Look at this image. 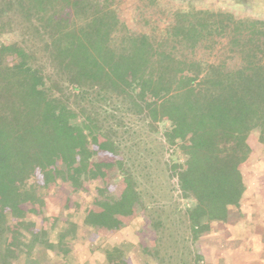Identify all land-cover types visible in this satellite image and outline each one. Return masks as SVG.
Returning <instances> with one entry per match:
<instances>
[{
    "label": "rangeland",
    "instance_id": "obj_1",
    "mask_svg": "<svg viewBox=\"0 0 264 264\" xmlns=\"http://www.w3.org/2000/svg\"><path fill=\"white\" fill-rule=\"evenodd\" d=\"M73 1L53 3L54 9L41 20H34L32 13L24 29L19 28L18 10L11 11L0 33V47L27 45L31 64L46 65L44 71L54 73L59 67L56 62L50 65L52 54L45 43L59 30L85 25L80 14L90 15L99 4L115 11L131 33L149 37L161 51L234 70L243 60L228 36L207 34L188 42L174 36V27L183 15L194 20L199 11L264 22V0H78V6ZM37 32L42 34L32 40ZM20 62L12 56L2 60L5 66ZM116 102L121 106L116 112L104 107L114 114L106 121L101 105L95 104L102 131L110 129L111 140L90 136L73 112L64 121L37 123L32 134L2 133L0 264H207L198 240L220 236L227 224L224 230L216 226L220 221L210 222L207 230H193L189 215L196 199L181 186L187 157L181 143L174 144L171 122H152L128 101ZM248 144L264 162L260 130L250 134ZM253 164L247 159L239 167L246 189L256 183ZM244 194L239 205L228 207L225 221L249 220L256 214L250 211L253 196L244 199Z\"/></svg>",
    "mask_w": 264,
    "mask_h": 264
},
{
    "label": "trees",
    "instance_id": "obj_2",
    "mask_svg": "<svg viewBox=\"0 0 264 264\" xmlns=\"http://www.w3.org/2000/svg\"><path fill=\"white\" fill-rule=\"evenodd\" d=\"M69 1L0 0V33L13 10L20 13L19 28L24 29L32 13L34 20H41L54 9L53 3ZM88 14H80L85 25L59 30L45 43L52 54L50 65L56 62L59 67L54 73H46V65L31 64L27 45L0 47V143L7 130L32 134L37 123L64 121L72 112L85 122L90 136L111 140L112 131H102L95 104L101 105L106 121L114 114L105 108L116 112L121 108L116 101H128L152 122H171L174 144L181 143L187 157L181 186L196 199L189 215L193 230L224 221L228 207L239 205L246 192L239 167L252 153L248 138L260 130L264 139V22L204 11L193 14L194 20L183 15L185 21H178L174 36L181 40L195 42L211 34L236 42L243 61L228 70L161 51L149 37L131 33L115 11L103 5ZM40 34L34 33L32 40ZM5 56L21 62L5 66Z\"/></svg>",
    "mask_w": 264,
    "mask_h": 264
},
{
    "label": "crops",
    "instance_id": "obj_3",
    "mask_svg": "<svg viewBox=\"0 0 264 264\" xmlns=\"http://www.w3.org/2000/svg\"><path fill=\"white\" fill-rule=\"evenodd\" d=\"M250 160L254 162L253 171L257 175L256 183L249 187L250 191L246 189L245 197L253 196L252 203L250 202V211L257 214L249 219L240 221L236 219L235 222L229 218L218 223V227L224 230L225 224L227 229L220 232L221 235L212 237L211 234L202 236L198 240L200 244L199 253L205 258L207 264H264V162L258 160V154L253 146ZM256 158V160H254ZM264 161V159H263ZM263 183V184H262ZM254 191H252V189ZM244 204L242 212L244 213ZM235 228V234L228 235ZM214 227L212 228V232ZM222 234H225L223 236ZM235 243L239 246H230L228 243Z\"/></svg>",
    "mask_w": 264,
    "mask_h": 264
}]
</instances>
